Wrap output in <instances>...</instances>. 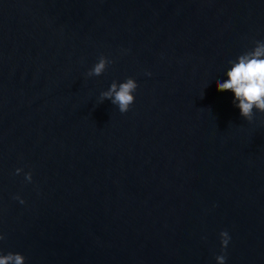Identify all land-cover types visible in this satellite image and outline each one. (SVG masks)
<instances>
[{"label": "water", "instance_id": "obj_1", "mask_svg": "<svg viewBox=\"0 0 264 264\" xmlns=\"http://www.w3.org/2000/svg\"><path fill=\"white\" fill-rule=\"evenodd\" d=\"M255 41L264 0H0V254L264 264V113L216 86Z\"/></svg>", "mask_w": 264, "mask_h": 264}, {"label": "clouds", "instance_id": "obj_2", "mask_svg": "<svg viewBox=\"0 0 264 264\" xmlns=\"http://www.w3.org/2000/svg\"><path fill=\"white\" fill-rule=\"evenodd\" d=\"M255 46L243 54L239 55L235 61H229L230 69L226 72L227 79L221 82L216 81L218 91H231L234 94L233 104L238 107L240 115L251 122L254 116V110L264 113V41H255ZM113 61L101 55L98 62L87 72L88 77L102 75L107 66ZM146 75H151L150 72ZM138 88L135 79L127 78L122 83L112 82L108 90L100 93V100H110L118 107L121 113L129 111L135 102L134 93ZM23 169L17 168L16 174L19 175ZM26 182H32V173L24 174ZM14 199L19 200L21 204L25 201L17 195ZM222 254L215 257L217 264H225L226 255L223 250L229 243L227 231L220 233ZM5 236L0 234V241ZM0 264H25V257L19 253L0 254Z\"/></svg>", "mask_w": 264, "mask_h": 264}]
</instances>
